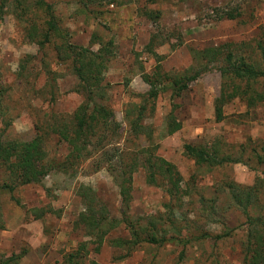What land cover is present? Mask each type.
<instances>
[{
  "label": "rangeland",
  "instance_id": "rangeland-1",
  "mask_svg": "<svg viewBox=\"0 0 264 264\" xmlns=\"http://www.w3.org/2000/svg\"><path fill=\"white\" fill-rule=\"evenodd\" d=\"M9 1L15 5L12 11L11 4L0 0V130L4 129L7 139L41 137V163L65 165L64 169H50L39 184L17 185L12 192L0 188V257L24 251L15 264H63V254L88 240L84 228L75 226L82 210L77 187H92L107 209V218L119 220L122 205L113 175L118 165L122 168L120 161L130 162L147 149L174 165L181 187L188 192L180 208L182 216L175 223L181 227L179 237L199 238L185 244L141 243L130 255L118 259L124 251L107 240L128 236L119 223L106 234L97 253L92 244L86 245L81 263L245 264L241 245L247 233L245 216L231 205L226 183L252 185L254 178L264 174V163L255 158L264 140V100L247 104L246 94L226 100L223 118L216 121L214 99L223 85L215 68L219 62L200 60L206 69L176 96L161 87L154 98H147L149 86L143 76L152 79L163 73L171 77L195 70L197 59L191 51L222 43L232 44L242 56H254L256 42L264 41V0H129L122 4L95 0L86 5L76 0H44L52 6L68 43L98 51L105 61L97 71L98 82L104 86L94 99L93 87L84 88L69 60H59L51 43L39 46L36 36H29V25L35 22L42 27L44 14L30 6L31 0ZM144 7L155 10L158 18L147 19ZM226 12L234 18H225ZM167 82L161 77L159 85ZM238 85L243 92L244 83ZM253 87L264 91V78ZM87 100L104 105L107 113L93 114L96 118L105 114L109 125L95 128L93 133L100 138L94 134L92 144L83 148L71 133V117ZM170 112L180 127L165 135ZM137 113L142 116V128L134 135L129 124ZM215 141L222 151L240 156L243 162L208 168L182 151L184 143L211 146ZM92 147L98 148L93 151ZM4 183L9 180L0 164V186ZM168 200L160 187L145 182L143 168L132 173L128 216L164 214L162 204ZM258 203L264 208L260 194ZM212 204L218 209L216 215L207 214ZM31 209H38L41 215L35 217ZM250 211L252 217L264 221L263 211L256 214L258 207L252 206Z\"/></svg>",
  "mask_w": 264,
  "mask_h": 264
},
{
  "label": "trees",
  "instance_id": "trees-1",
  "mask_svg": "<svg viewBox=\"0 0 264 264\" xmlns=\"http://www.w3.org/2000/svg\"><path fill=\"white\" fill-rule=\"evenodd\" d=\"M11 4L9 0H6ZM77 4L86 5V3L95 0H76ZM110 4H122L123 1L129 0H106ZM157 0H148L146 3L155 2ZM15 8L14 3L10 5ZM30 6H34L40 14H44L42 19V27H39L35 22L31 23L28 28V34L32 37L36 36L35 43L43 46L45 43H51L59 60H69L73 66L74 74L79 82L84 84V88L94 89V97L100 96L103 89L100 84L97 71L105 65V61L98 51H93L89 47H72L67 41L66 32L62 29L57 21L58 18L54 14L51 5L44 0H31ZM15 10V9H13ZM26 7L23 9L25 12ZM143 14L147 19L156 20L158 14L155 10L150 8H143ZM225 18L232 19L234 14L231 12L225 13ZM91 46V44H90ZM60 48H63L61 50ZM73 48V49H69ZM257 53L242 56L232 48V44H220L217 46L203 48L201 50H192L194 58L197 59L195 70L192 72L180 75L175 74L171 77L161 73L157 74L155 78H148L146 75L143 79L148 84L149 89L146 92L147 98H154L157 89L161 87L171 90L172 96H176L181 90L186 88L192 80L206 69V65L200 60L219 62L218 71L223 80L218 96L214 99V116L216 121L223 118L222 105L226 100L234 97H244L247 104H253L255 101L264 100V91H256L254 83L264 78V41L256 42ZM224 50V51H223ZM104 51V47H103ZM100 58V59H99ZM65 59V60H64ZM194 65V67H195ZM212 68H214L213 65ZM161 77L168 80L162 86L159 85ZM239 82L244 83L243 92L238 91ZM81 86V85H80ZM1 96V95H0ZM243 98V99H244ZM143 104V103H142ZM90 109V113H85ZM143 109V105L139 107V112ZM108 111L102 104H97L90 101H84L78 105L74 113H72L71 120H73V129L71 133L76 140L82 143V147L90 143V138L95 137L94 129L101 130L106 128L109 123L105 121V114L97 118L95 114L107 113ZM95 113V114H93ZM126 114V113H125ZM142 119L140 113H137L136 118L130 122V127L134 135L141 131L142 126L139 121ZM96 120V121H93ZM164 134L169 135L180 127L179 122L175 121L172 113H168L164 123ZM4 129L0 130V164L4 166L7 172L9 184H2L1 189L12 192L17 185H25L31 183H38L41 178L47 174L50 169L60 167L64 169L65 163L53 164L51 162L41 163L42 149L41 137L35 136L29 140H14L7 139L4 136ZM149 133V131H146ZM145 133V134H146ZM96 137H99L96 134ZM100 138V137H99ZM98 140V138L96 139ZM101 140V139H100ZM96 146V145H95ZM98 147H92L93 151ZM82 150V149H81ZM147 149H142L141 157L133 156L131 161L122 163V168L118 165V170L113 175V183L117 188V193L120 197V214L121 218L118 220L107 218V209L104 203L100 202L92 187L89 185H79L76 194L79 197L82 205V210L77 215L75 226L81 225L85 230V235L88 240L79 242L75 250L62 255L63 264H82L81 260L87 253V244H92V250L98 252L102 243L106 241V234L119 225L124 224L128 232L125 238H111L107 240L110 246L119 248L124 251L122 255H118L121 259L130 255L141 243L162 245L164 242L173 241L185 244L191 239H198L199 235H194L188 239L179 237L181 227L175 223L182 216L180 208L185 196L188 192L181 187V176L175 169L174 165L160 156H155ZM183 153L193 159L196 164L205 165L208 168L219 167L224 164L243 162L241 157H232L229 153L221 150L217 141L213 142L211 146L193 145L184 143L182 145ZM259 154L255 155L258 163H264V140L259 147ZM82 155V154H81ZM75 157V154L73 155ZM76 156L80 154L76 153ZM138 168L144 170V180L149 185H156L168 196L169 200L162 204L164 214H157L150 217H135L132 218L127 215L126 209L129 206L131 198V175ZM14 181V182H13ZM226 188L231 205L239 209L245 216V223L247 226L246 238L242 242V252L245 264H264V221L261 217H252L250 208L252 206L258 207V214L260 211L264 212V208L258 203V195L264 197V174L261 177L254 178L252 185L239 186L232 181L226 183ZM18 204V201L15 200ZM35 213V217H39L41 213L38 209H31ZM38 213H37V211ZM208 215H216L217 207L212 204L207 207ZM180 216V217H179ZM118 223V224H117ZM3 228V223L0 217V229ZM184 228V227H183ZM168 230H172L173 234H168ZM24 251L17 254H11L5 257H0V264H15ZM181 254V253H180Z\"/></svg>",
  "mask_w": 264,
  "mask_h": 264
}]
</instances>
